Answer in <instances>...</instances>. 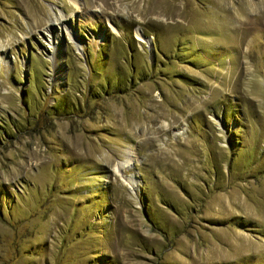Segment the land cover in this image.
<instances>
[{
	"label": "rangeland",
	"instance_id": "obj_1",
	"mask_svg": "<svg viewBox=\"0 0 264 264\" xmlns=\"http://www.w3.org/2000/svg\"><path fill=\"white\" fill-rule=\"evenodd\" d=\"M77 1L0 0V264H264V0Z\"/></svg>",
	"mask_w": 264,
	"mask_h": 264
},
{
	"label": "bare ground",
	"instance_id": "obj_2",
	"mask_svg": "<svg viewBox=\"0 0 264 264\" xmlns=\"http://www.w3.org/2000/svg\"><path fill=\"white\" fill-rule=\"evenodd\" d=\"M68 3L71 4L73 7L75 8H79V2L77 0H68ZM57 21V22H56ZM54 24L59 25L64 33H67L70 35V38H72L68 27H67V23L65 22V16L64 13L62 12V10L59 11V17L58 20H56ZM47 32L49 34V43L52 45L53 48V52H52V56L51 59L53 61V67H54V77L55 79L59 78L61 79V75L63 72L62 66L60 65V62L62 61L61 58L63 56V43L61 44V36L63 35V32H61L60 29H56L55 27H50L47 29ZM136 37L140 40L143 41V39L145 40L146 37H144V35L141 33V31L136 29ZM77 38H74L73 40H76ZM72 40V39H71ZM147 42L150 43V39H146ZM77 42V40H76ZM151 45V44H150ZM1 48V46H0ZM4 60L3 55L0 54V61ZM134 157V151L133 150H129L128 154H127V158L124 161L118 162L115 166V170L118 172V174L122 177L123 181L128 185V187L132 190H134V188H136V181L137 179L135 178V176L133 174H130L128 176H125L121 171L125 168L127 163H130L133 160Z\"/></svg>",
	"mask_w": 264,
	"mask_h": 264
}]
</instances>
